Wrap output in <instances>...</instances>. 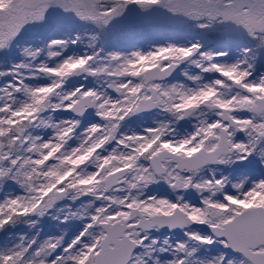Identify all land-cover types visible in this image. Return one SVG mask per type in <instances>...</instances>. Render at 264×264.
I'll use <instances>...</instances> for the list:
<instances>
[{
  "label": "snow or ice",
  "instance_id": "snow-or-ice-1",
  "mask_svg": "<svg viewBox=\"0 0 264 264\" xmlns=\"http://www.w3.org/2000/svg\"><path fill=\"white\" fill-rule=\"evenodd\" d=\"M0 264H264V0H0Z\"/></svg>",
  "mask_w": 264,
  "mask_h": 264
},
{
  "label": "rangeland",
  "instance_id": "rangeland-1",
  "mask_svg": "<svg viewBox=\"0 0 264 264\" xmlns=\"http://www.w3.org/2000/svg\"><path fill=\"white\" fill-rule=\"evenodd\" d=\"M132 38H133L134 40H136V41L143 40V37L140 36V35H134Z\"/></svg>",
  "mask_w": 264,
  "mask_h": 264
}]
</instances>
